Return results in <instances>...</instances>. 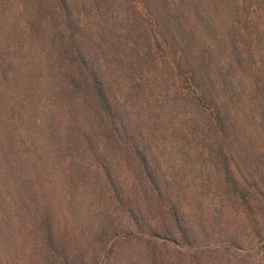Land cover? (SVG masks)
Returning a JSON list of instances; mask_svg holds the SVG:
<instances>
[{"label": "trees", "instance_id": "16d2710c", "mask_svg": "<svg viewBox=\"0 0 264 264\" xmlns=\"http://www.w3.org/2000/svg\"><path fill=\"white\" fill-rule=\"evenodd\" d=\"M29 1L32 12L24 11L29 19L33 17L27 26L34 41L42 21L50 19L54 28L51 44L58 51L64 90H71L72 100L83 94L93 101L105 144L135 157L145 182L142 187L149 191L142 197L149 195L154 201L158 217L146 219L144 208L120 200V190H115L126 217L122 232L114 236L116 242L136 240L146 248L149 264H165L167 252L162 253L161 246L185 251V264H208L203 257L212 247L242 251L248 245L264 246V0ZM0 11L6 13L4 8ZM5 24H0V89L16 78L12 53L19 61L22 46ZM109 26L110 32L100 35L102 28L108 30ZM109 43L116 49L124 46L131 55L143 53L146 60L155 63L152 71L171 79L176 94L193 105L195 114L203 115L204 125L196 123L190 129L200 143V153L209 156L217 168L214 190L219 205H205L200 193L182 187L184 199L190 201L193 222L183 210L181 198L177 202L176 190L160 184L150 158L115 109L103 58ZM0 105L2 121H15V105L11 116L6 98L0 97ZM59 120L65 125L60 113ZM77 122L79 127L81 122ZM84 133L82 129L80 137H86ZM23 148L28 150L30 144L25 141ZM102 158L100 163L106 168ZM32 160L22 159V169L31 172ZM0 168V181L9 187L6 174H14L15 168L1 142ZM15 188L10 185V189ZM223 217L227 227L231 225L229 218H237L250 242H234L231 236L225 239L216 234ZM49 220H44L42 232L51 264H78L79 254L55 234Z\"/></svg>", "mask_w": 264, "mask_h": 264}, {"label": "rangeland", "instance_id": "374dc122", "mask_svg": "<svg viewBox=\"0 0 264 264\" xmlns=\"http://www.w3.org/2000/svg\"><path fill=\"white\" fill-rule=\"evenodd\" d=\"M30 2L0 0V10L6 11H0V24L5 22L13 29L15 42L22 41L19 61L12 53L16 78L0 89V97L8 101V115L14 105L17 110L15 121L5 123L0 112V142L8 148L14 168L20 164L14 174H6L9 187L0 181V264H51L42 232L45 219H50L58 237L73 245V252L79 254L78 264H104L105 260L106 264H149L146 248L136 240L114 239L126 223L122 204L115 198L116 189L120 200L144 208L146 219L157 216L152 198L142 197L149 191L142 187L145 182L138 163L128 152L105 144L94 103L87 95L72 100L71 90H64L58 51L51 44L54 28L50 19L42 21L34 41L28 29L33 17L29 19L24 11L32 12ZM109 28L103 27L100 35L110 32ZM107 40L110 42L109 36ZM103 58L115 109L150 158L160 184L176 190L177 202L181 198L191 222L190 201L184 199L182 187L200 193L205 205H219L214 190L217 168L209 156L200 153V143L190 129L203 124V115L195 114L193 105L176 94L171 79L152 71L155 63L143 53L131 55L124 46L116 49L109 43ZM59 113L65 125L60 123ZM82 129L86 137H80ZM25 141L30 144L28 150L23 148ZM102 156L106 168L100 163ZM22 159H33L31 172L22 169ZM12 184L15 189H10ZM219 217L220 213L216 223ZM225 220H219L216 234L225 239L231 236L234 242H250L237 218H229V227ZM215 248L203 257L208 264H264L262 243L245 246L242 251ZM159 249L167 252L165 264L187 261L183 250Z\"/></svg>", "mask_w": 264, "mask_h": 264}]
</instances>
